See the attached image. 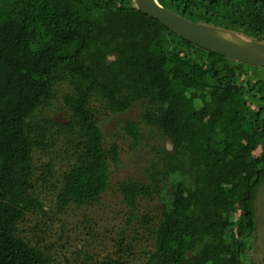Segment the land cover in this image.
I'll list each match as a JSON object with an SVG mask.
<instances>
[{
	"label": "trees",
	"instance_id": "obj_1",
	"mask_svg": "<svg viewBox=\"0 0 264 264\" xmlns=\"http://www.w3.org/2000/svg\"><path fill=\"white\" fill-rule=\"evenodd\" d=\"M158 1L264 42V0ZM259 69L179 36L136 0H0V264H255ZM125 147L145 179L114 184ZM111 191L122 221L102 245L55 241Z\"/></svg>",
	"mask_w": 264,
	"mask_h": 264
},
{
	"label": "rangeland",
	"instance_id": "obj_2",
	"mask_svg": "<svg viewBox=\"0 0 264 264\" xmlns=\"http://www.w3.org/2000/svg\"><path fill=\"white\" fill-rule=\"evenodd\" d=\"M261 73L264 72L263 69H259ZM132 116L136 117L138 112L137 110L132 111ZM57 119L63 120L64 118L60 115H56ZM117 120V119H116ZM116 120H113L110 122L107 126L108 133L112 132L116 129ZM161 143H164L166 145H170L169 141L166 138L160 139ZM133 152L128 151V148L125 147L123 151V164L118 169L117 172H115L112 175L113 183L116 184V181L124 180L128 177H137L141 180H144L145 177L142 175V173L139 171L141 158L132 157ZM143 161V160H142ZM117 195H115L112 191L107 194L105 197V207L104 208H97L92 210H78L76 215H71L68 217V228L66 234L61 236V239L57 241L58 238H54L56 242L60 243L63 246L69 247V250L72 251V247L75 246V244L80 240H85L91 238L93 241V245L100 246L104 243L103 239H101L103 236L106 235L108 237V234H105L106 231H104L105 226H109L110 224L114 225L118 222L122 221V216L114 214L112 211L114 205L117 203L116 199ZM148 201L142 202L143 208H149L148 207ZM120 209V205L117 207ZM87 212L91 221L90 222H84L83 217L84 213ZM256 212H257V229H256V235L257 239L255 242V248L251 249L253 261L255 264H264V186L260 188L257 200H256ZM141 229L143 227L140 225ZM54 233L58 232V236L60 233V225L58 224L54 228ZM98 232V233H97ZM97 233V234H96ZM96 235H100L101 237H97ZM53 237V235H51Z\"/></svg>",
	"mask_w": 264,
	"mask_h": 264
},
{
	"label": "water",
	"instance_id": "obj_3",
	"mask_svg": "<svg viewBox=\"0 0 264 264\" xmlns=\"http://www.w3.org/2000/svg\"><path fill=\"white\" fill-rule=\"evenodd\" d=\"M136 2L143 13L157 18L164 26L188 41L230 59L264 67V42L191 21L164 7L158 0Z\"/></svg>",
	"mask_w": 264,
	"mask_h": 264
}]
</instances>
